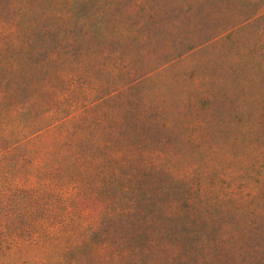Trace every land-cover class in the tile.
Listing matches in <instances>:
<instances>
[{"label": "trees", "instance_id": "obj_1", "mask_svg": "<svg viewBox=\"0 0 264 264\" xmlns=\"http://www.w3.org/2000/svg\"><path fill=\"white\" fill-rule=\"evenodd\" d=\"M224 1L0 0V259L50 264L110 204L116 150L107 133L80 139L83 116L264 11ZM263 162V150L233 147L193 185L247 195Z\"/></svg>", "mask_w": 264, "mask_h": 264}, {"label": "rangeland", "instance_id": "obj_2", "mask_svg": "<svg viewBox=\"0 0 264 264\" xmlns=\"http://www.w3.org/2000/svg\"><path fill=\"white\" fill-rule=\"evenodd\" d=\"M242 23L185 54L209 48L224 56L188 96L178 95L172 79L162 85V137H146L143 152L128 137L112 138L115 129L97 115H82L87 128L81 140L111 135L114 195L50 264H264V162L247 195L225 194L217 185L202 193L193 185L195 174L222 162L233 147L264 151V32L252 28L243 41L237 33ZM185 55L162 66V77ZM149 73L102 98L123 90L106 104L141 97ZM18 255L0 264H36Z\"/></svg>", "mask_w": 264, "mask_h": 264}, {"label": "crops", "instance_id": "obj_3", "mask_svg": "<svg viewBox=\"0 0 264 264\" xmlns=\"http://www.w3.org/2000/svg\"><path fill=\"white\" fill-rule=\"evenodd\" d=\"M259 23L262 24V27H258ZM252 28H257L256 34L264 32V11L243 22L238 27L237 33L244 41L245 36L252 31ZM187 55L180 60L181 64L173 74L169 73L162 77V66L151 71L146 78L149 81L142 80L145 86L141 97L136 95L127 98L119 97L109 104H104V101L121 95L125 90L101 97L90 105L85 115L86 118L90 119L97 115V118L101 119L107 127L115 129L116 133L112 135V138L121 135L128 137L130 138L128 142L131 145L137 146V148L142 147L137 152H143L146 137L154 135L162 137V85H167V82L172 79L175 87L180 90L178 95L188 96V92L195 87L194 82L198 78H207L208 73L213 72L212 66L223 58L224 53L201 48Z\"/></svg>", "mask_w": 264, "mask_h": 264}]
</instances>
